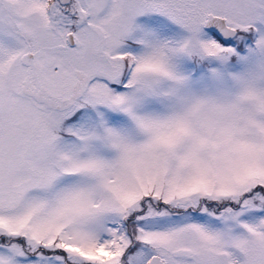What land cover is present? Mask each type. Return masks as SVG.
<instances>
[{
	"label": "snow or ice",
	"instance_id": "snow-or-ice-1",
	"mask_svg": "<svg viewBox=\"0 0 264 264\" xmlns=\"http://www.w3.org/2000/svg\"><path fill=\"white\" fill-rule=\"evenodd\" d=\"M0 264H264V0H0Z\"/></svg>",
	"mask_w": 264,
	"mask_h": 264
}]
</instances>
